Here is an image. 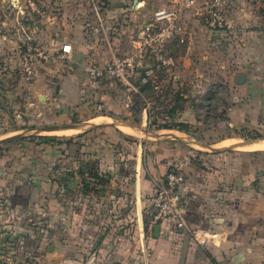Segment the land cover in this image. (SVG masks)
Wrapping results in <instances>:
<instances>
[{"label": "crops", "instance_id": "1", "mask_svg": "<svg viewBox=\"0 0 264 264\" xmlns=\"http://www.w3.org/2000/svg\"><path fill=\"white\" fill-rule=\"evenodd\" d=\"M109 1L110 12L127 23L115 51L84 23L82 35L53 36L64 25L76 30V8H67V21L49 17L40 28L53 62L67 63L42 62L31 84L17 75L20 44L0 33V264H82L93 253L96 264H264V147L258 145L264 142V0H225L235 25L229 36L201 23L195 7L178 8V28L165 52L184 64L169 72L185 86L195 78L196 108H203L208 91L204 76L226 85V102L217 106L221 112L196 136L159 127L148 109L140 124L117 117L132 114L122 102L123 90L111 80H89L85 63L129 52L122 41L132 46L130 35L140 32L145 17L157 8H177L171 3L141 8V1L127 8L126 0ZM63 44L71 52L60 57ZM89 97L117 116L62 123L61 115L86 114ZM19 98L28 112L39 107L61 112L53 124L28 132L16 110L19 120L5 129L8 109ZM98 118L107 120L91 121ZM180 121L190 128L209 126L192 110ZM251 131L259 133L250 137ZM198 141L206 143L199 148ZM174 164L187 174L181 205L188 227L219 233L206 245L175 219H153L156 184Z\"/></svg>", "mask_w": 264, "mask_h": 264}, {"label": "rangeland", "instance_id": "2", "mask_svg": "<svg viewBox=\"0 0 264 264\" xmlns=\"http://www.w3.org/2000/svg\"><path fill=\"white\" fill-rule=\"evenodd\" d=\"M29 1L30 0H0V33H7L9 36L10 35L15 36L16 38L15 40L18 41V43L21 46L20 59L23 58V55L28 47L33 48L36 46L37 40H42L44 42V40L42 39V35L40 33V28L41 25H43V23L48 20L47 18L55 17L57 20L61 22L63 19L67 21L66 17L68 13L66 12V9L76 8V20H77V26H75L76 30H72V31L68 30L64 25L62 29L56 30L52 34L53 36H58L56 34H59V36H64V35L72 36L73 34L82 35L80 27L83 25V23L84 25L86 24V22H83V19L86 16L85 13L82 11L85 8H94L91 0H31L32 1L31 3H29ZM138 1L142 2L141 8H157L159 5L165 3L166 4L171 3L175 5L177 4V8H191L185 6L184 4L185 0H126L127 8H135L136 3ZM95 2L100 5L103 2L105 3V0H95ZM111 2H114V0H111ZM33 8H42L44 10L43 16L40 13H37V11ZM151 16L145 17V20L146 19L147 20L144 21L143 23L149 21L151 19ZM29 36H31V38H29ZM122 42H124L121 45L122 48L128 49L126 51L130 50L129 52H131L133 50V47L130 46L128 43H126L124 40ZM182 49L183 47L181 45L177 46V50H176L177 55L178 53L182 52ZM20 59H19V65H20ZM52 59L53 58L46 61L38 58L37 60L34 61L33 64L34 78L30 82L22 81L19 72L17 70L18 78L23 82V84H31L36 79L38 68L40 66H44L42 62L44 63L53 62ZM58 59H60L58 60V62L55 61L53 62L55 64L57 63L56 64L57 66L58 65L64 66V64L67 63L65 62V58H58ZM144 60L145 62H142V59L140 61V66L142 67L152 65L157 59L156 58L148 59L146 57L144 58ZM89 62H92V60ZM183 64L184 61L180 60V62L176 61V63L174 62L169 66L161 68L157 72V74L159 75L158 77V82L160 85L159 88H155V86L148 83L145 86H141L139 92L123 90L121 99L122 102L124 103V107L126 106L128 108V111L132 112L131 115L129 114V112H125V111L121 114H118L113 108L111 109L109 108L108 105H104L102 102L99 101L97 102L94 101L91 103L89 97L85 99L88 102L87 105L90 106L86 114H84V112H81L80 114L81 116H80L79 113H69L67 117L61 115L60 120L62 121V123H70V122L80 123L83 120L87 119L86 118L87 116L95 117L96 115L99 114L116 115L115 113H117L118 116L117 115L116 116L123 120H128L130 122L135 121L140 124L142 122L141 114H143L144 110H147L146 107L149 106L150 110L148 109L147 111L150 112L149 114L151 117L154 118L156 116H159L162 118H167V120L169 119L173 122L175 128L187 131L189 135L196 136V134L200 133L201 131L206 132L212 127L211 125L215 121V118L217 117L218 113L221 112V109H219L218 111L217 106L219 104L226 102V85H224V83L221 81L217 83L216 82L212 83L209 78L204 76L203 77L205 83L204 85L206 88H208L207 89L208 91L207 93H204L202 98L203 108L202 107L196 108L197 97L194 93L195 78L194 77L191 78L193 82L189 83L188 86H185L182 83L183 79L181 76H176L177 74L175 75V73L171 74L169 72V68L173 67L172 70L177 71L179 70V68L183 66ZM192 65L195 67L194 64ZM0 81H1V77H0ZM215 89L216 91L214 92ZM85 90L87 95L92 93V90H89L86 87ZM187 91H189V93H186ZM25 104H27L26 100L23 98H19L17 103H14V105L17 107L16 108L10 107L8 109V115L6 119L8 121H6L3 126L5 129H7V127H13V125L15 126V123H17V120H19L17 119L16 110L19 111L23 115V117L26 118L25 120L27 121V124L25 125V127L29 128V130H27L28 132L29 131L36 132L37 130H35V128L33 127L53 124L52 122L53 119H55L56 116L59 115L61 112L59 111V108L56 107L53 108L39 107L37 108L38 111L31 110L30 112H28L27 110L28 107ZM102 104L103 106L101 107ZM92 105L94 106L92 107ZM35 107L38 106H32L31 108L36 109ZM187 110H192L194 113H197L198 116L206 119L209 126L204 125L197 128L196 127L190 128L188 126V123H184L180 121L181 114ZM153 118L149 119L151 125L153 124ZM101 120L104 121L107 119L98 118L91 121L98 122ZM64 132H69V131H64ZM194 132L197 133L194 134ZM257 133L259 132L257 131L247 132V134L250 137H255ZM260 133L264 135V130L263 132ZM202 139H205V137ZM197 143L198 144L196 146L200 148L206 142L198 141Z\"/></svg>", "mask_w": 264, "mask_h": 264}, {"label": "built area", "instance_id": "3", "mask_svg": "<svg viewBox=\"0 0 264 264\" xmlns=\"http://www.w3.org/2000/svg\"><path fill=\"white\" fill-rule=\"evenodd\" d=\"M32 1L30 0L29 3ZM94 8H87L86 16L89 20L86 27L97 34L98 38L110 49L115 51V40L121 35L122 27L126 21H119L110 12V4L104 2L100 5L91 0ZM186 7H195V15L207 28L213 31L233 33L235 25L226 13L225 0H185ZM43 16L42 8H33ZM178 8H157L151 19L141 27L138 34H131V52L114 53L103 63L92 61L84 64L85 72L92 83L111 80L116 82L122 90L139 92L141 86L152 84L159 88L157 72L174 63L172 56L165 52V46L172 34L178 28L181 15ZM31 38V36H29ZM71 52L70 44H63L61 54L65 56ZM156 58L157 60L145 67L140 66L144 58ZM49 60L52 54L45 42L37 40L35 47H28L20 59L19 75L24 82H30L34 78V61ZM150 109L149 106L146 107ZM187 174L181 164H174L168 170L162 180L155 187L152 197L154 207L153 219L159 222L166 218L177 221L180 228L187 230L194 240L200 245H206L210 240L219 236L218 232L210 229H199L192 232L188 227L182 210L183 193L186 187ZM82 264H96V254H91Z\"/></svg>", "mask_w": 264, "mask_h": 264}, {"label": "trees", "instance_id": "4", "mask_svg": "<svg viewBox=\"0 0 264 264\" xmlns=\"http://www.w3.org/2000/svg\"><path fill=\"white\" fill-rule=\"evenodd\" d=\"M105 3H109V0H105ZM110 4V3H109ZM85 11L87 12V8H85ZM86 16V13H85ZM159 127L163 128H174L173 122L170 120H162L161 117L157 116V120L155 122Z\"/></svg>", "mask_w": 264, "mask_h": 264}, {"label": "bare ground", "instance_id": "5", "mask_svg": "<svg viewBox=\"0 0 264 264\" xmlns=\"http://www.w3.org/2000/svg\"><path fill=\"white\" fill-rule=\"evenodd\" d=\"M71 130V129H70ZM258 145H261V147L263 146L264 147V142H261L260 144H258Z\"/></svg>", "mask_w": 264, "mask_h": 264}, {"label": "water", "instance_id": "6", "mask_svg": "<svg viewBox=\"0 0 264 264\" xmlns=\"http://www.w3.org/2000/svg\"><path fill=\"white\" fill-rule=\"evenodd\" d=\"M156 228H159V225L158 224L156 225Z\"/></svg>", "mask_w": 264, "mask_h": 264}]
</instances>
